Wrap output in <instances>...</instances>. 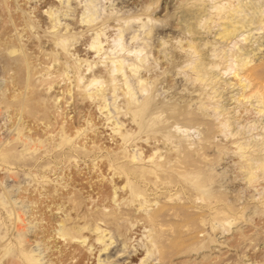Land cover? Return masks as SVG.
I'll use <instances>...</instances> for the list:
<instances>
[{"label": "rangeland", "instance_id": "rangeland-1", "mask_svg": "<svg viewBox=\"0 0 264 264\" xmlns=\"http://www.w3.org/2000/svg\"><path fill=\"white\" fill-rule=\"evenodd\" d=\"M0 264H264V0H0Z\"/></svg>", "mask_w": 264, "mask_h": 264}, {"label": "bare ground", "instance_id": "bare-ground-1", "mask_svg": "<svg viewBox=\"0 0 264 264\" xmlns=\"http://www.w3.org/2000/svg\"><path fill=\"white\" fill-rule=\"evenodd\" d=\"M241 23L242 24H240V25H242L243 26V21H241ZM233 27H235V26H233ZM241 27V26H240ZM236 28V27H235ZM233 29V30H232ZM232 29H224L223 30V32H222V35H223V37L225 38V40H228V39H231V37L233 36V34H235V29L234 28H232ZM247 64H248V62H243L240 66L242 67V68H244V67H246L247 66ZM244 70V69H243Z\"/></svg>", "mask_w": 264, "mask_h": 264}]
</instances>
